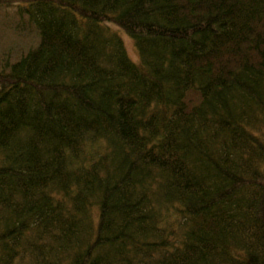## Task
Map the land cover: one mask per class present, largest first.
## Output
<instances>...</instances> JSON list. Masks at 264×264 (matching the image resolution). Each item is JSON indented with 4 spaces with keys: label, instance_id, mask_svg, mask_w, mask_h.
<instances>
[{
    "label": "trees",
    "instance_id": "16d2710c",
    "mask_svg": "<svg viewBox=\"0 0 264 264\" xmlns=\"http://www.w3.org/2000/svg\"><path fill=\"white\" fill-rule=\"evenodd\" d=\"M0 21L36 35L0 51V264H264V0Z\"/></svg>",
    "mask_w": 264,
    "mask_h": 264
},
{
    "label": "rangeland",
    "instance_id": "374dc122",
    "mask_svg": "<svg viewBox=\"0 0 264 264\" xmlns=\"http://www.w3.org/2000/svg\"><path fill=\"white\" fill-rule=\"evenodd\" d=\"M29 32L24 36L11 26L5 25L0 21V51L8 47H16L15 50L20 48L24 49L28 42H34L36 39L33 30ZM123 38L130 57L137 61L139 59V52L134 39L126 33H123Z\"/></svg>",
    "mask_w": 264,
    "mask_h": 264
}]
</instances>
